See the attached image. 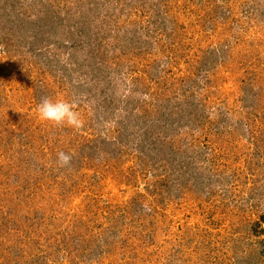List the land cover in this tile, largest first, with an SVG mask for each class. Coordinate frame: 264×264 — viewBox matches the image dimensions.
Instances as JSON below:
<instances>
[{
	"label": "rangeland",
	"instance_id": "rangeland-1",
	"mask_svg": "<svg viewBox=\"0 0 264 264\" xmlns=\"http://www.w3.org/2000/svg\"><path fill=\"white\" fill-rule=\"evenodd\" d=\"M0 264H264V0H0Z\"/></svg>",
	"mask_w": 264,
	"mask_h": 264
},
{
	"label": "clouds",
	"instance_id": "clouds-1",
	"mask_svg": "<svg viewBox=\"0 0 264 264\" xmlns=\"http://www.w3.org/2000/svg\"><path fill=\"white\" fill-rule=\"evenodd\" d=\"M35 113L38 120L55 127L68 126L79 129L83 126V120L75 110L74 103L67 100L43 97L36 105ZM71 159L68 153L60 152L57 155V163L61 167L69 165Z\"/></svg>",
	"mask_w": 264,
	"mask_h": 264
},
{
	"label": "trees",
	"instance_id": "trees-1",
	"mask_svg": "<svg viewBox=\"0 0 264 264\" xmlns=\"http://www.w3.org/2000/svg\"><path fill=\"white\" fill-rule=\"evenodd\" d=\"M156 6H158V5H156ZM51 16H52V19H53V20H57V19L59 20V19H60L59 14H55V13H54V14H52ZM113 52H117V51L115 50V51H113Z\"/></svg>",
	"mask_w": 264,
	"mask_h": 264
}]
</instances>
